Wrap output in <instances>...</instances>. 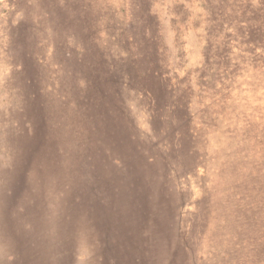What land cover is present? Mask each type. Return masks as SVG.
Wrapping results in <instances>:
<instances>
[{
  "label": "rangeland",
  "instance_id": "obj_1",
  "mask_svg": "<svg viewBox=\"0 0 264 264\" xmlns=\"http://www.w3.org/2000/svg\"><path fill=\"white\" fill-rule=\"evenodd\" d=\"M0 264H264V0H0Z\"/></svg>",
  "mask_w": 264,
  "mask_h": 264
}]
</instances>
